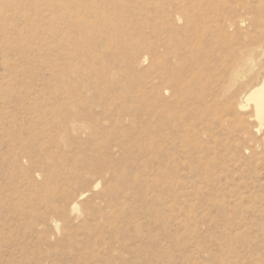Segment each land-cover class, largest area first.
<instances>
[{"label": "rangeland", "instance_id": "374dc122", "mask_svg": "<svg viewBox=\"0 0 264 264\" xmlns=\"http://www.w3.org/2000/svg\"><path fill=\"white\" fill-rule=\"evenodd\" d=\"M261 6L0 0V264H264V136L224 108L264 67ZM179 9L217 25L181 89L154 36Z\"/></svg>", "mask_w": 264, "mask_h": 264}, {"label": "bare ground", "instance_id": "6f19581e", "mask_svg": "<svg viewBox=\"0 0 264 264\" xmlns=\"http://www.w3.org/2000/svg\"><path fill=\"white\" fill-rule=\"evenodd\" d=\"M169 16L173 19L172 28H166V30L162 31V29H158L157 26L156 33H154V36L157 35L155 39L157 38V50L159 51L157 59L160 61L159 64L163 66L164 56H171L173 63H179L177 72L180 71V75H175L178 76L176 80L180 82V89L182 87L191 88L198 85V80L205 75V66L213 56L214 50H212L213 46L211 44L213 38H215L214 33L217 32V25L207 21L205 18L203 19V14L199 16L188 15L181 9L173 11ZM76 17L78 19V16ZM108 21L109 19L104 20L106 23ZM250 24L257 32L264 34V6L255 9V15L251 18ZM159 27H161V25H159ZM164 33L166 34L165 37L163 36ZM206 35L210 38L211 43L209 45H211L212 48L211 46L207 47L205 44L204 37ZM219 44H221L220 36L213 42L214 46H219ZM177 52H179V54H177ZM141 58H143V53ZM141 58L139 61H141ZM182 59H184L185 64L181 63ZM141 62H139V65ZM161 66L159 68H161ZM161 71L165 72L164 69ZM169 71L172 73L170 69ZM168 73L169 72L166 71L167 76L169 75ZM159 78L163 77L159 76ZM168 80L170 82L174 81L171 76H168ZM240 95L241 96L237 99H227L224 103V108L226 111L247 113V115L244 114L245 119L242 122L246 121L252 123L250 131L252 135L259 134L264 136V67L256 72L255 79L246 86ZM257 148L258 146L255 143V145L248 146L247 149L255 153ZM76 206L75 204L73 208H76Z\"/></svg>", "mask_w": 264, "mask_h": 264}]
</instances>
